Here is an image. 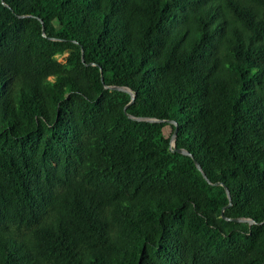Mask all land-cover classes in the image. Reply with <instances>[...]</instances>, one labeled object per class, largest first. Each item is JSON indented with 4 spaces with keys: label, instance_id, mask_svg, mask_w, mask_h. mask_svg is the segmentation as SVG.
I'll list each match as a JSON object with an SVG mask.
<instances>
[{
    "label": "trees",
    "instance_id": "trees-1",
    "mask_svg": "<svg viewBox=\"0 0 264 264\" xmlns=\"http://www.w3.org/2000/svg\"><path fill=\"white\" fill-rule=\"evenodd\" d=\"M0 264H264V0H0Z\"/></svg>",
    "mask_w": 264,
    "mask_h": 264
},
{
    "label": "water",
    "instance_id": "water-1",
    "mask_svg": "<svg viewBox=\"0 0 264 264\" xmlns=\"http://www.w3.org/2000/svg\"><path fill=\"white\" fill-rule=\"evenodd\" d=\"M83 60H84V59H83ZM106 89L125 91V92H127L128 94L131 95V97H132V101H133L134 98H135V95H134L129 89H126V88H119V87H106ZM131 104H132V103H131ZM128 116H129V115H128ZM129 118H131V119H133V120H135V121L157 122V123H161V122H162V121H159V120H152V119H145V118H134V117H132V116H129ZM169 124H170V125H173V124H174V125H176V127H177V124H176V123L169 122ZM177 135H178V129L175 130V132L173 133V136H172V138H171V147H170V148L172 149L171 151H172V152H177V153L182 154V155H185V156H190V157H192V155H191L188 151L183 150V149H177V148H176ZM195 163H196V167H197V169L202 173V176L204 177V179H205L209 184H212L211 181L207 178V176H206L205 173L203 172L201 165H200L197 161H195ZM216 186H222V187L225 188V191H226L227 197H228V199H229V201H230V204H229L227 207H230V206H231V201H232V199H231V193H230L229 189H228L227 187H225L222 183H217ZM225 209H227V208H225ZM225 209H224V210H225ZM224 210H223V212H224ZM223 218H224L225 220H227V221H230V222L248 223L250 226L256 224V222H254V221H252V220H249V219H239V218H238V219H229V218L225 217L224 215H223Z\"/></svg>",
    "mask_w": 264,
    "mask_h": 264
},
{
    "label": "rangeland",
    "instance_id": "rangeland-1",
    "mask_svg": "<svg viewBox=\"0 0 264 264\" xmlns=\"http://www.w3.org/2000/svg\"><path fill=\"white\" fill-rule=\"evenodd\" d=\"M54 24L57 25L55 21H54ZM60 60H61V61H64V58H61ZM164 134H165L166 137H170V136H171V134H172V129H171L170 126L165 127V129H164Z\"/></svg>",
    "mask_w": 264,
    "mask_h": 264
}]
</instances>
